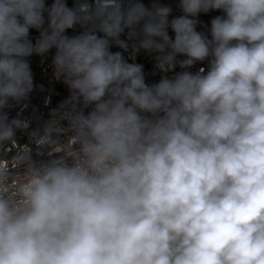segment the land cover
Instances as JSON below:
<instances>
[{
  "label": "clouds",
  "instance_id": "obj_1",
  "mask_svg": "<svg viewBox=\"0 0 264 264\" xmlns=\"http://www.w3.org/2000/svg\"><path fill=\"white\" fill-rule=\"evenodd\" d=\"M180 7L169 22L171 8L137 0H0V110L32 89L26 58L53 48L71 99L93 105L71 116L78 148L28 167L21 204L0 196V264H264V0ZM209 10L226 14L211 40L190 18ZM89 22L102 37L64 34ZM126 28L162 70L177 54L181 68L211 56L210 68L149 86L110 51ZM23 127L0 111V142Z\"/></svg>",
  "mask_w": 264,
  "mask_h": 264
},
{
  "label": "built area",
  "instance_id": "obj_2",
  "mask_svg": "<svg viewBox=\"0 0 264 264\" xmlns=\"http://www.w3.org/2000/svg\"><path fill=\"white\" fill-rule=\"evenodd\" d=\"M81 0H65L69 8H74ZM95 0H87V3L94 6ZM54 0H45V7L49 8ZM125 6L127 0H124ZM45 18L44 27L48 26L47 11L43 13ZM171 15V13H170ZM168 17L169 22L172 20ZM223 13L220 16H225ZM211 20L197 21L196 30L204 34L209 40L211 37ZM97 24L99 21L96 22ZM140 27L135 31L140 33ZM85 30L95 31L98 36H103L102 32L95 29L92 22L82 26L76 24L73 28L66 29L65 35L74 37L82 34ZM131 29H125L119 39L126 44L121 48L114 42L110 45V51L120 52L124 60L128 63L143 66L145 83L149 86L158 83L162 78H173L177 73L187 71L197 73L203 70L206 74L210 68L211 56L204 61H196L190 67L181 68L179 61L187 59L185 55L177 54L176 66L167 71L158 67L157 57L160 53L139 48L140 35L129 36ZM168 35L174 39L175 33L172 28H167ZM33 45L40 38V31L29 30L28 37ZM159 39V38H157ZM235 43V41L233 42ZM55 48L47 53H33L27 57L33 77V87L25 99L20 101L9 100L8 106L0 110L7 114L8 121L18 119L26 124V127L15 129L12 140L0 142V168L8 170V177L3 184H0V196L12 200L16 204H21L22 198L18 195L19 185L25 182L24 173L29 166H40L52 159L64 155L66 149L78 148L74 145V130L71 124V116L78 112L87 115L93 105L85 106L82 98L72 100V92L64 82L63 77L57 78L53 57ZM167 51V50H166ZM150 115V114H148ZM47 136V140L45 139Z\"/></svg>",
  "mask_w": 264,
  "mask_h": 264
},
{
  "label": "trees",
  "instance_id": "obj_3",
  "mask_svg": "<svg viewBox=\"0 0 264 264\" xmlns=\"http://www.w3.org/2000/svg\"><path fill=\"white\" fill-rule=\"evenodd\" d=\"M137 2L143 3L146 7L151 8L153 4H159L171 8L170 18L174 19L184 15L181 7L180 1L178 0H137ZM224 12L222 10H209L208 12H201L196 17H190L196 21H208L214 17L222 15Z\"/></svg>",
  "mask_w": 264,
  "mask_h": 264
},
{
  "label": "rangeland",
  "instance_id": "obj_4",
  "mask_svg": "<svg viewBox=\"0 0 264 264\" xmlns=\"http://www.w3.org/2000/svg\"><path fill=\"white\" fill-rule=\"evenodd\" d=\"M178 1H180V0H178Z\"/></svg>",
  "mask_w": 264,
  "mask_h": 264
}]
</instances>
